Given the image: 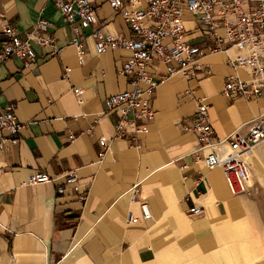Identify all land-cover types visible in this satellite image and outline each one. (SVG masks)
<instances>
[{
	"label": "crops",
	"instance_id": "crops-1",
	"mask_svg": "<svg viewBox=\"0 0 264 264\" xmlns=\"http://www.w3.org/2000/svg\"><path fill=\"white\" fill-rule=\"evenodd\" d=\"M93 2V27L131 34L107 0ZM0 13L20 33L46 18L58 48L33 44L34 63L14 56L0 64V107L13 104L23 125L0 148V264H264V140L249 156L250 192L233 196L223 169L205 165L184 126L200 99L224 142L264 116V97L223 93L233 73L224 53H205L199 70L163 81L150 98L153 117L129 120L115 136L123 114L108 113L107 99L131 89L120 74L129 54H99L92 28L76 33L53 0H0ZM70 172L80 190L58 193ZM35 173L53 180L32 184ZM137 183L140 198L131 201Z\"/></svg>",
	"mask_w": 264,
	"mask_h": 264
},
{
	"label": "built area",
	"instance_id": "built-area-1",
	"mask_svg": "<svg viewBox=\"0 0 264 264\" xmlns=\"http://www.w3.org/2000/svg\"><path fill=\"white\" fill-rule=\"evenodd\" d=\"M53 2L76 33L81 28H92L99 54L108 49H120L129 54L120 74L129 77L131 89L114 93L107 99L108 113L121 111L123 114L114 124L115 136L128 132L125 122L129 120L135 121L143 116L152 118L154 112L150 98L154 90L172 76H189L199 70V60L205 53L222 52L226 55V62L233 70L223 87L226 96L264 97V0H107L111 8L122 13L131 29L129 36L109 34L100 27H93V0ZM186 16L190 17L191 26L185 24ZM0 24L3 36L0 64L14 56L26 65L34 63L36 51L33 44L52 46L53 52H58L55 39L45 34L52 26L46 18L39 17L24 33L10 25L3 13H0ZM194 34L199 36L188 37ZM152 70L160 78H156ZM238 71H245L246 75H239ZM22 126L13 104L0 107V148L7 139L16 140ZM184 126L197 135L200 141L198 150L202 153L200 158L205 165L210 169H223L231 194L249 193L252 179L249 156L264 140V116L258 118L248 133L234 132L224 142L216 136L210 123L209 105L200 99L196 118L185 120ZM4 132L9 134L8 137ZM104 145L107 150L105 141ZM52 180L46 173H35L30 177L32 184ZM69 187L80 190L75 172H70L66 182L56 190L62 194ZM129 194L131 201L139 200L138 183L130 188ZM142 210L145 218H151L145 203ZM189 211L200 213L202 207L193 206Z\"/></svg>",
	"mask_w": 264,
	"mask_h": 264
},
{
	"label": "bare ground",
	"instance_id": "bare-ground-1",
	"mask_svg": "<svg viewBox=\"0 0 264 264\" xmlns=\"http://www.w3.org/2000/svg\"><path fill=\"white\" fill-rule=\"evenodd\" d=\"M251 184V183H250Z\"/></svg>",
	"mask_w": 264,
	"mask_h": 264
}]
</instances>
